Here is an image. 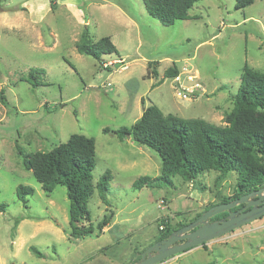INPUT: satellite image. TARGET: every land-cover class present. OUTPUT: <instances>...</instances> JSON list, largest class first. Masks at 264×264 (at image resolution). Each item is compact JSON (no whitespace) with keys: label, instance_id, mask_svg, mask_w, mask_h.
Segmentation results:
<instances>
[{"label":"rangeland","instance_id":"1","mask_svg":"<svg viewBox=\"0 0 264 264\" xmlns=\"http://www.w3.org/2000/svg\"><path fill=\"white\" fill-rule=\"evenodd\" d=\"M0 1V91L10 102L0 101V202L8 204L0 212V264H130L156 241L162 219L188 223L234 195L236 171L221 182L210 170L194 180L177 175L172 183L136 185L141 176H161L160 156L104 128L131 126L141 96L165 114L225 125L244 65L264 72V0L244 9L236 0H200L190 18L168 26L143 0H53L54 7L51 0ZM87 20L93 40L109 35L117 46L118 53L104 56L113 70L78 51ZM174 64L185 87L197 75L198 97L182 98L176 77H165ZM33 68L46 72L29 78ZM73 133L96 141L94 181L112 173L107 190L97 188L89 200L95 231L81 239L71 238L67 188L47 193L18 151H47ZM20 184L34 188L25 200ZM105 218L110 222L100 230ZM205 245L160 264H264V216Z\"/></svg>","mask_w":264,"mask_h":264},{"label":"trees","instance_id":"2","mask_svg":"<svg viewBox=\"0 0 264 264\" xmlns=\"http://www.w3.org/2000/svg\"><path fill=\"white\" fill-rule=\"evenodd\" d=\"M143 1L147 11L168 26L178 20L190 18L189 10L200 0ZM254 1L236 0L235 8L244 9ZM54 6L55 1L51 0V7ZM76 46L80 53L97 59L104 69L113 70V65H104L105 55L118 53L111 36L93 40L90 27L86 24ZM152 62H149V67L154 63ZM45 72L44 68H33L29 71V78L37 79V74ZM157 73L154 67V77ZM178 73L179 69L174 64L165 71V77H174ZM0 101L5 106L10 105L4 88L0 91ZM225 122V125H218L202 118L186 119L172 113L165 114L158 105L150 104L131 126L117 129L105 127L104 132H113L122 140L130 137L160 156L161 176L153 179L141 176L136 185L145 184L149 180L171 182V177L177 175L185 180H194L201 173L210 170L220 172L217 182H221L229 173L236 171L238 182L235 193L218 202L222 203L264 186V72L253 70L247 63L244 65L241 82L234 97V108L225 117ZM18 151L24 168L32 171L47 193H51L57 185L67 188L71 238L91 236L95 226L89 211V200L97 188L104 193L112 179L111 171H106L98 183L94 181L95 139L85 134L73 133L67 141L47 151L38 150L30 154H24L20 148ZM33 192L34 188L25 184L17 187V194L23 200L24 196ZM213 205L215 204L206 209ZM7 206L6 202H0V212L6 211ZM201 214L202 212L194 219ZM226 214L227 212L217 214L212 219ZM109 222V218L103 219L99 223L100 230ZM162 222L164 227L156 241L169 237L174 230L189 223L172 224L165 219ZM203 245L206 246L205 243ZM31 250L39 256L44 255L36 246H31Z\"/></svg>","mask_w":264,"mask_h":264},{"label":"water","instance_id":"3","mask_svg":"<svg viewBox=\"0 0 264 264\" xmlns=\"http://www.w3.org/2000/svg\"><path fill=\"white\" fill-rule=\"evenodd\" d=\"M242 203H246L243 209L232 211V208ZM223 212L229 214L225 218L211 220ZM263 216L264 186L204 210L197 219L174 230L169 237L155 241L131 264H160L171 256L203 245Z\"/></svg>","mask_w":264,"mask_h":264},{"label":"built area","instance_id":"4","mask_svg":"<svg viewBox=\"0 0 264 264\" xmlns=\"http://www.w3.org/2000/svg\"><path fill=\"white\" fill-rule=\"evenodd\" d=\"M196 76L197 75H194V74H190L188 76V79L191 82H194L189 87H185V85L182 82H180V78H181L180 76H178V75L175 76L176 80L178 81L177 88L179 89L180 94H181L182 91H185L183 94H181L182 98H184V99H192V98L198 97L197 93H198V91H201V85L194 81Z\"/></svg>","mask_w":264,"mask_h":264},{"label":"crops","instance_id":"5","mask_svg":"<svg viewBox=\"0 0 264 264\" xmlns=\"http://www.w3.org/2000/svg\"><path fill=\"white\" fill-rule=\"evenodd\" d=\"M85 24H88V20L86 21V23ZM133 24H135L136 26H137V24H136V22L135 23H133ZM123 60H124V58H122ZM121 58L119 59V60H122ZM118 60V61H119ZM180 73H182V71H179V73H178V75H181ZM155 85V83L152 85V87ZM192 99H194V98H192ZM138 103L141 105V108H142V112H141V114H140V116L142 115V113H143V111H144V109H145V107L148 105L147 103H146V101L145 100H143V97L141 96L139 99H138ZM150 103V102H149ZM157 105V104H156ZM128 139H131V138H128Z\"/></svg>","mask_w":264,"mask_h":264},{"label":"flooded vegetation","instance_id":"6","mask_svg":"<svg viewBox=\"0 0 264 264\" xmlns=\"http://www.w3.org/2000/svg\"><path fill=\"white\" fill-rule=\"evenodd\" d=\"M245 205H246V203H242V204H239V205H237V206H235L234 208H232V211H236V210H239V209H243L244 207H245ZM249 209V208H248ZM245 210H247V209H244V211ZM229 213L227 212V214L226 215H224L225 217L228 215ZM224 216H221V217H219V218H217V219H222V218H225ZM197 219V218H196ZM195 220V219H194ZM211 220H216V219H211ZM182 241H184V240H182ZM181 241V242H182Z\"/></svg>","mask_w":264,"mask_h":264}]
</instances>
